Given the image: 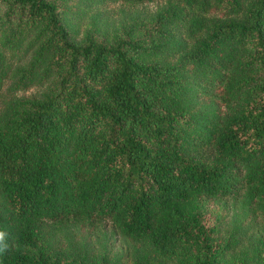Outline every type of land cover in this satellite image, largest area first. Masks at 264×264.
Here are the masks:
<instances>
[{
	"label": "trees",
	"instance_id": "obj_1",
	"mask_svg": "<svg viewBox=\"0 0 264 264\" xmlns=\"http://www.w3.org/2000/svg\"><path fill=\"white\" fill-rule=\"evenodd\" d=\"M0 231V264H264V0H0Z\"/></svg>",
	"mask_w": 264,
	"mask_h": 264
},
{
	"label": "rangeland",
	"instance_id": "obj_2",
	"mask_svg": "<svg viewBox=\"0 0 264 264\" xmlns=\"http://www.w3.org/2000/svg\"><path fill=\"white\" fill-rule=\"evenodd\" d=\"M154 6H155V2L147 4L146 8L149 9V10H152L154 8ZM133 8H134V6L128 7V6H125L123 3L115 2V3L112 4V6L109 9L110 12L113 11L112 15H110L109 18L110 19L111 18H115L116 19L119 16V14H120V9L130 12L131 9H133ZM74 19L75 18H72L73 21H75ZM76 20H77L76 21V26L77 27L82 28L85 25V23H84L85 20L81 21V19H78V18ZM219 205L223 206V207H226V206L230 205V203H229V201H227L226 204H223L222 202H220ZM219 205L214 202V203H211L209 205V208H211L212 211H217V212H220V213L224 212L223 208L219 207Z\"/></svg>",
	"mask_w": 264,
	"mask_h": 264
},
{
	"label": "clouds",
	"instance_id": "obj_3",
	"mask_svg": "<svg viewBox=\"0 0 264 264\" xmlns=\"http://www.w3.org/2000/svg\"><path fill=\"white\" fill-rule=\"evenodd\" d=\"M6 233L4 231H0V252H3L7 249V245L4 244V238Z\"/></svg>",
	"mask_w": 264,
	"mask_h": 264
}]
</instances>
